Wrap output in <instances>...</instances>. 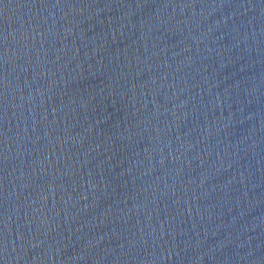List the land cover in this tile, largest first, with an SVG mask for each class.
Masks as SVG:
<instances>
[{"label":"water","instance_id":"obj_1","mask_svg":"<svg viewBox=\"0 0 264 264\" xmlns=\"http://www.w3.org/2000/svg\"><path fill=\"white\" fill-rule=\"evenodd\" d=\"M0 264H264V0H0Z\"/></svg>","mask_w":264,"mask_h":264}]
</instances>
